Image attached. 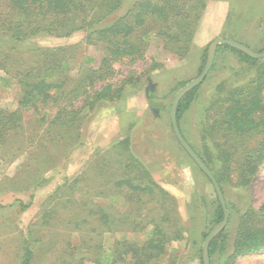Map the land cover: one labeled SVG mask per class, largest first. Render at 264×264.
Segmentation results:
<instances>
[{
    "label": "rangeland",
    "instance_id": "1",
    "mask_svg": "<svg viewBox=\"0 0 264 264\" xmlns=\"http://www.w3.org/2000/svg\"><path fill=\"white\" fill-rule=\"evenodd\" d=\"M206 3L191 49L183 59L148 21L137 32L147 35L144 54L135 61L128 57L112 61L102 77L97 73L107 53L103 46L89 44L86 30L69 37L34 39L41 47L68 48L66 57L73 59L68 60L67 68L47 77L49 82L65 77L66 91L84 86L83 75L92 76L95 89L106 85L117 89L131 80L121 99L103 101L94 109L84 105L85 96L68 94L81 111V137L69 148L61 141L56 156L42 147L51 143L45 128L67 99L63 96L57 104L24 112L26 148L4 146L0 154V264H20L27 242L36 251L33 264H78L79 259L70 257L77 248L86 256L85 264H96L89 247L102 246L110 253L118 243L145 245L155 236L156 225L166 235L165 253L152 264H200L204 241L218 225L212 227L217 193L173 131L172 102L182 87L202 73L204 53L216 38L264 52V0ZM124 13L117 11L113 18ZM222 46H218L214 64L181 120L183 136L197 154L204 151L202 124L217 113L210 106L216 95H222V83H245L256 73V67L247 66ZM44 60L34 53L0 55V109L20 108L19 80ZM155 64L157 68L152 70ZM208 146L216 153L209 138ZM238 146L252 152L258 147L255 139ZM231 175L235 179L238 172ZM127 180L150 189L137 192L127 184L119 186ZM224 196L230 217L224 234L226 245L218 252L216 264H226L232 254L245 212L259 213L264 206V162L245 186H225ZM253 220L254 225L264 223L262 218ZM229 264H264V250Z\"/></svg>",
    "mask_w": 264,
    "mask_h": 264
},
{
    "label": "trees",
    "instance_id": "2",
    "mask_svg": "<svg viewBox=\"0 0 264 264\" xmlns=\"http://www.w3.org/2000/svg\"><path fill=\"white\" fill-rule=\"evenodd\" d=\"M206 6V0H0V55L34 53L38 59L45 58L19 80L22 95L19 101L20 108L15 111L0 109V154L4 146L18 150L26 148L28 137L24 136V112L32 108L39 111L41 105L57 104L63 96L67 102L61 106L57 117L48 122L45 128V137L51 141L50 146L42 147L56 156L61 141L64 142L65 148L73 146V143L77 145L81 137L78 122L81 111L75 108V99H71L68 94H74V98L85 96L84 105L94 109L103 101L121 99L125 88L130 84L128 81L131 79H128L117 89L112 85L95 89L92 76L83 75L81 83L84 82V86L66 91L65 77L55 82L47 81V77L54 73L60 74L67 68L68 60L73 59L66 57L68 48L41 47L34 39L48 36L69 37L86 30L89 44L103 46L107 53L101 70L97 73L102 77V71L106 70V65L112 61L126 57L135 61L144 54L147 35L140 36L137 32L148 21H151L155 28H159L158 35L165 37L167 43H172L174 45L172 51L183 59L191 49ZM117 11L126 13L113 18ZM222 47L236 53L247 66L256 67L255 76L245 83L236 84L229 81L222 83L219 88L222 95H216L210 106L211 109H216L217 113L207 117L202 124L204 151L198 152V155L211 169L225 193V186L232 188L245 186L251 173L264 162V58L254 59L228 45ZM207 54L208 52L204 53L200 72L206 64ZM59 55L61 57H58ZM156 68V64L152 66V70ZM110 69L111 65L108 72ZM199 88L200 85L188 92L180 101L177 112L180 129L181 120L196 100ZM208 138L211 139L216 153L208 146ZM252 139L257 141L258 147L255 151L239 150L238 145L243 146ZM199 170L204 173L200 168ZM233 171L238 172L235 179L231 175ZM124 184L137 192L150 189L141 184H134L131 180L119 182V186ZM157 188L163 195L165 194L162 188L158 186ZM22 206L25 207L23 204ZM255 217L264 220V206L259 213L250 210L243 215L237 228L232 254L227 258L226 264L240 256L264 250V223L254 225ZM106 218L107 216L103 215L102 220L105 221ZM223 219L224 210L217 196L212 213V227ZM225 232L226 228L211 242L209 250L211 264H216L218 252L225 248L226 244L223 243ZM154 233L155 236L145 245L118 243L110 253L102 246L89 247V250L93 252L96 264H152L165 253L166 242V235L159 225H156ZM70 257L79 259L78 264H85L86 256L79 248L73 251ZM35 258L33 244L25 243L20 264H33ZM200 260V264H203L201 250Z\"/></svg>",
    "mask_w": 264,
    "mask_h": 264
},
{
    "label": "water",
    "instance_id": "3",
    "mask_svg": "<svg viewBox=\"0 0 264 264\" xmlns=\"http://www.w3.org/2000/svg\"><path fill=\"white\" fill-rule=\"evenodd\" d=\"M219 45H228L231 48L241 51L254 59L264 58V52L262 53L256 52L252 50L250 47H248L247 45L242 44L240 42L218 37L211 43L208 49L207 61H206V64L204 66L202 73L197 78H195L194 80L186 84L184 87H182L176 93L173 99V102H172V107L170 110V118H171L173 131L178 141L180 142L181 146L185 149V151L190 155L193 161L199 166V168L207 175V177L213 183L218 199H219V202L221 203L222 208L224 210V219L209 233V235L206 237L204 241V244L202 247L203 264H211L210 253H209L211 242L219 233H221L226 228L229 222L230 212L227 208V203H226V199L222 191V188L220 184L218 183V181L216 180V178L214 177L211 169L207 166V164L202 160V158L197 154V152L192 148V146L184 138L181 132V129L179 127V124H178L177 112H178V107H179L181 99L188 92L193 90L195 87L201 85L203 81L205 80V78L207 77L208 73L210 72L214 64L217 49Z\"/></svg>",
    "mask_w": 264,
    "mask_h": 264
}]
</instances>
